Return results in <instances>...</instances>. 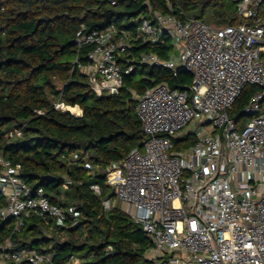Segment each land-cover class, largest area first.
<instances>
[{"label": "built area", "instance_id": "1", "mask_svg": "<svg viewBox=\"0 0 264 264\" xmlns=\"http://www.w3.org/2000/svg\"><path fill=\"white\" fill-rule=\"evenodd\" d=\"M234 1L236 24L151 12L134 28L112 23L78 38L80 47L92 46L88 62L78 67L99 96L120 93L125 77L141 65L193 76L184 88L162 82L134 94L147 138L102 170L151 242L137 264H264V0ZM166 36L168 57L132 50L138 43L159 48ZM248 85L256 90L234 118ZM244 115L251 120L241 123ZM191 124L195 142L174 149V139H183ZM21 135L22 128L8 134ZM0 164V226L7 232L0 229V264H81L75 254L57 262L46 245L32 247L23 236L35 219L51 220L62 232L74 228L76 207L52 202L43 187L32 189L20 166L3 157ZM91 188L102 193L99 184ZM116 204L103 199L106 210Z\"/></svg>", "mask_w": 264, "mask_h": 264}, {"label": "trees", "instance_id": "2", "mask_svg": "<svg viewBox=\"0 0 264 264\" xmlns=\"http://www.w3.org/2000/svg\"><path fill=\"white\" fill-rule=\"evenodd\" d=\"M117 1L111 5L107 0H0V157L20 166L32 189L43 187L52 202L78 210L76 226L65 232L53 227L51 220L35 219L23 233L32 247L52 241L49 250L57 262L72 254L81 257V264L142 260L151 242L125 210L118 205L104 208L103 199L115 193L102 170L142 147L147 138L135 93L141 95L162 82L184 88L193 81L187 71L174 76L167 69L141 65L125 77L120 93L99 96L78 67L88 62L92 49L79 46L80 34L112 23L134 28L151 12L182 11L184 16L203 18L209 10V24L241 22L232 0ZM166 40L159 48L138 43L132 50L168 57L171 45L169 37ZM255 90L254 85L245 88L234 118ZM57 103H65L59 106L63 109L56 108ZM16 128H22V135L9 137ZM174 142V149L180 150L195 139ZM94 168L98 170L93 172ZM93 184L101 186V194L91 188ZM0 229L6 236L3 226Z\"/></svg>", "mask_w": 264, "mask_h": 264}, {"label": "rangeland", "instance_id": "3", "mask_svg": "<svg viewBox=\"0 0 264 264\" xmlns=\"http://www.w3.org/2000/svg\"><path fill=\"white\" fill-rule=\"evenodd\" d=\"M232 1H234V0H232ZM209 13H210V11L208 10L207 11V13H206V15H204V17L203 18H201V16H194V17H198V18H200V19H202V20H204L205 22H207V23H209L210 22V17H209ZM209 17V18H208ZM138 19H136V20H132V21H137ZM139 22L140 21H137V25L139 24ZM210 24H213V25H215V26H222V25H228V23H226V22H223V23H221V24H218V23H210ZM167 37V36H166ZM169 43H171V39H169ZM174 53H175V56H177V52L176 51H174ZM138 79L141 77L140 75H137L136 76ZM58 104V103H57ZM81 112V111H80ZM74 113V112H73ZM80 114V113H79ZM249 120H251V118H250V116H247V115H244V116H242V118L240 119V122L241 123H245V122H247V121H249ZM193 126H194V124H191L190 125V127H189V129H184V134H185V138H188V137H192L193 139L195 138V135H196V132L192 129L193 128ZM75 157L77 156L76 154L74 155ZM112 198V200L113 201H115L116 200V205H118L121 209H123V210H125L126 209V204H124L123 202H121L119 199L117 200V197L115 196V194L111 197ZM126 211V210H125ZM53 246V242L51 241V242H48V244H46V247L47 248H51Z\"/></svg>", "mask_w": 264, "mask_h": 264}, {"label": "bare ground", "instance_id": "4", "mask_svg": "<svg viewBox=\"0 0 264 264\" xmlns=\"http://www.w3.org/2000/svg\"><path fill=\"white\" fill-rule=\"evenodd\" d=\"M59 106H64V104L63 103H60V105Z\"/></svg>", "mask_w": 264, "mask_h": 264}]
</instances>
